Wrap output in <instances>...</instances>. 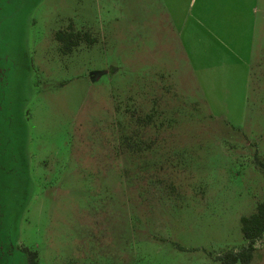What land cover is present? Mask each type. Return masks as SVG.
Segmentation results:
<instances>
[{
	"label": "rangeland",
	"instance_id": "1",
	"mask_svg": "<svg viewBox=\"0 0 264 264\" xmlns=\"http://www.w3.org/2000/svg\"><path fill=\"white\" fill-rule=\"evenodd\" d=\"M262 6V4H261ZM160 0H0V264H221L264 202V13L246 89L198 86ZM88 33L71 53L57 32ZM249 264H264V237Z\"/></svg>",
	"mask_w": 264,
	"mask_h": 264
},
{
	"label": "crops",
	"instance_id": "2",
	"mask_svg": "<svg viewBox=\"0 0 264 264\" xmlns=\"http://www.w3.org/2000/svg\"><path fill=\"white\" fill-rule=\"evenodd\" d=\"M205 93L246 89L264 0H160ZM262 4V6H261Z\"/></svg>",
	"mask_w": 264,
	"mask_h": 264
},
{
	"label": "trees",
	"instance_id": "3",
	"mask_svg": "<svg viewBox=\"0 0 264 264\" xmlns=\"http://www.w3.org/2000/svg\"><path fill=\"white\" fill-rule=\"evenodd\" d=\"M56 40L61 43V50L64 53H71L81 42L92 45L95 39L88 33L57 32ZM258 165L264 169V163L257 160ZM241 232L247 246L239 252H226L214 257V260L221 264H249L256 250L254 245L264 237V202L256 206V210L248 217L240 219ZM27 254V264H38L36 252L25 251Z\"/></svg>",
	"mask_w": 264,
	"mask_h": 264
}]
</instances>
